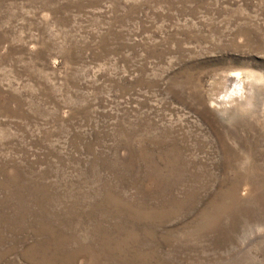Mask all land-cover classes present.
I'll return each mask as SVG.
<instances>
[{"label": "rangeland", "instance_id": "1", "mask_svg": "<svg viewBox=\"0 0 264 264\" xmlns=\"http://www.w3.org/2000/svg\"><path fill=\"white\" fill-rule=\"evenodd\" d=\"M0 264H264V0H0Z\"/></svg>", "mask_w": 264, "mask_h": 264}]
</instances>
